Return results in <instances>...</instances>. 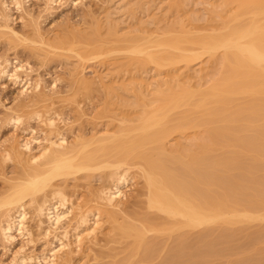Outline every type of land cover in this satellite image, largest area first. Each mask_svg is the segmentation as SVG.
<instances>
[{"label":"bare ground","instance_id":"6f19581e","mask_svg":"<svg viewBox=\"0 0 264 264\" xmlns=\"http://www.w3.org/2000/svg\"><path fill=\"white\" fill-rule=\"evenodd\" d=\"M19 1L14 0L16 4ZM44 1L47 5L60 3V0ZM75 1H71V5L77 4ZM214 1L213 15L220 19L217 27L198 34H160L153 41L161 49L154 51L136 45L132 48L158 65L191 57L172 51H187L191 45L211 55L218 54L221 71L208 85L197 89L169 88L162 95L163 101L150 111V115L138 121L137 126L114 135L104 132L103 136H109L105 141L108 149L102 145L81 155L97 136L92 135L87 140L79 138L71 142V147L66 146L61 131L52 126L54 119L45 116L49 129L47 134L41 131L42 139L33 136L32 131L29 140L24 139L25 142L22 140L21 144L14 143L9 149L0 151L3 152L1 159L13 156L25 165L43 159L24 182L0 197V238L7 246L13 244L17 236L24 240L23 244L32 241V230L25 221L27 207L31 208V219L35 220V227L45 243L42 251L32 250V253H25L23 244L18 246L11 264H67L82 246L80 243L86 238L89 243H96L99 232L108 242L119 245L124 242V247L132 248L131 254H139L143 261L152 258L163 239L170 238L162 260L156 264H203L238 234L214 225L264 219V211L255 212L264 209V0ZM10 63L7 59L0 63L4 64L0 65V79L1 76L10 77L12 82L20 84L19 94L25 96L24 91L30 90V79L26 75L20 78L18 71L27 67L22 68L25 64L20 62L9 71ZM33 80L31 87L37 88L33 90L38 94L37 90L39 93L42 90L39 89L41 83ZM28 95L24 99L27 103L31 101ZM238 95L243 98L231 109L227 108L226 104ZM180 105L185 108L174 116V124L169 123V119L167 122L161 120ZM36 114L35 117H39ZM10 118L20 122L16 116ZM194 125L202 126L206 132L203 138L194 137L186 144L172 142L169 149L166 148L165 137L171 131ZM41 141L37 152L33 151L31 142ZM214 143H222L225 147L238 144L245 150L242 154L230 150L217 156L212 153ZM161 152L165 153V158L161 157ZM103 166L109 168L108 172L99 177L97 185H90L89 193H82L81 199H76L74 194L71 200L75 202H70L60 182L53 183L70 170L72 173ZM131 172L137 174L141 183L132 199L123 200L122 188L134 175ZM77 183H73L74 188ZM68 231H72L71 240H62V236H68ZM257 234L263 235L264 227ZM104 248H108L107 245ZM129 263L130 259H124L112 264ZM238 264H264V254L260 252L255 258Z\"/></svg>","mask_w":264,"mask_h":264},{"label":"rangeland","instance_id":"374dc122","mask_svg":"<svg viewBox=\"0 0 264 264\" xmlns=\"http://www.w3.org/2000/svg\"><path fill=\"white\" fill-rule=\"evenodd\" d=\"M0 1V58L4 60L0 59V63H5L6 59L8 63L11 62V66L8 64L9 71H12L15 65H20V62L25 64L22 68H27H20L23 72L19 74V69L18 75L22 79L25 75L26 78L29 77L30 90L28 88L29 91L24 92L29 94L27 97H31V101L27 100L29 103L25 102L26 94L24 96L20 91L23 98L18 91L21 89V86L18 88L20 84L12 82L10 77L8 80V76H1L0 151L9 149L14 143L29 140L32 131L33 136L42 139L41 131L47 134L49 129L45 125V116L54 119L52 126L55 125L57 129L53 128L61 131L67 142L66 146L71 147V142L79 138L87 140L92 135L97 136L81 155L87 151H95L102 145L108 149V142L105 141L109 136H103L104 132L114 135L118 131L134 128L139 124L138 121L150 115V111L163 101L162 95L169 88H203L216 79L221 71L218 54L203 52L197 45L188 46L187 51L172 50L177 55L186 54L192 55L191 57L176 60L172 64L162 62L159 65L148 60L143 53H136L132 49L135 45L150 51L161 49L153 41L161 36L160 34H198L217 27L220 19L213 15L212 8L216 4L214 0H74L77 4L72 5L73 0H60V3L49 4L50 7L44 0H20V3L24 1L22 6L14 0ZM32 79L41 83V88H38L42 90L40 93L37 90L38 94H35L37 88L31 87L34 83H31ZM31 88L35 89L34 96H31ZM41 92L48 93L47 97ZM39 98L41 99L38 100ZM242 98V95H238L226 104L227 108L231 109L234 103ZM184 108L185 105H180L170 110L161 120L167 122L169 119L168 122L174 124V116ZM31 113L34 114L31 116ZM35 114L39 117H35ZM14 115L21 119L20 122L10 118L15 117ZM9 121H13L14 126L17 123L16 126L13 127V122ZM201 127L186 126L184 129L171 131L165 137L166 148L169 149L172 142L186 144L194 137L203 138L206 132ZM41 143L42 141L35 144L31 142L33 151L37 152L38 144ZM230 150L242 154L245 149L238 144L228 147L222 143L212 145V153L217 156H223V152ZM160 155L165 158V153L161 152ZM1 157L0 155V197L24 182L28 173L34 171L43 161L40 158L37 162L25 165L16 161L13 156L8 159ZM108 170L109 168L104 166L91 170L83 168L81 171L77 170L78 172L73 170L72 173L70 170V173L56 178L53 183L60 182L70 202H75L74 199L71 200L74 194L75 198H80L82 193H89L90 185H97L99 177ZM133 174L125 188H122L125 195L123 200L132 199V195L140 186V178ZM256 174L260 176L261 172ZM77 182L82 183L79 184L82 185L81 188ZM73 183H77V188L73 187ZM29 208L27 207L29 211L25 221L32 230V241L23 244L24 240L17 236L13 244L7 246L0 238V264H11L13 252L22 244L25 253H32V250L40 252L44 248V240L40 230L35 227V220L31 219L33 215ZM263 211L264 209H258L255 212L260 214ZM214 226L219 229L226 227L238 234L211 254L203 264H238L243 260L255 258L260 252L264 254V234L256 235V232L264 227V219H245L228 225L219 223ZM67 234V237H61L62 240H71L72 231ZM58 235L61 236L60 233ZM97 236L99 242L96 243H89L87 238L83 239L80 243L82 246L79 245L80 249L75 251L72 260L67 264H112L124 259H130L129 264H156L162 260L165 248L171 240L163 239L161 247L152 258L143 261L139 254H131L132 248H125L124 242H121V245L118 242H108L103 239L101 232ZM100 243L106 244L108 248H104L106 245L102 247ZM64 263L66 262L62 264Z\"/></svg>","mask_w":264,"mask_h":264}]
</instances>
